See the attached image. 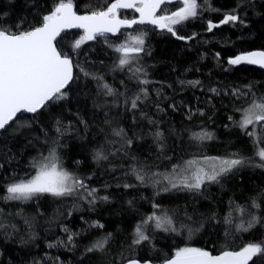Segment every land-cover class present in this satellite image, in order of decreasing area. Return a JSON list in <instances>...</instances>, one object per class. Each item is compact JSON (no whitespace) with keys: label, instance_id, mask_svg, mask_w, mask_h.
<instances>
[{"label":"trees","instance_id":"obj_1","mask_svg":"<svg viewBox=\"0 0 264 264\" xmlns=\"http://www.w3.org/2000/svg\"><path fill=\"white\" fill-rule=\"evenodd\" d=\"M111 1L74 0V3L78 12L86 13L106 8ZM200 2L204 5L201 15L177 29L182 36L195 34L194 39L178 40L151 25H135L128 31L131 35L141 31L146 33L145 52L139 57V65L151 81L148 85H139L135 79H129L131 74L126 71L113 70L119 54L109 45L124 42L126 31L116 36L108 35V43L103 39L89 41L78 53L73 52L71 44L82 34L81 31L72 30L62 34L59 46L73 58L74 64L78 63L87 71L102 76L104 83L125 95L118 98L119 106L113 105V97L97 96L96 80L85 77L79 67L74 68L77 79L68 89L67 100L50 105L35 117L24 114L26 120L33 121L32 128L25 129L23 134L8 141L11 149L8 155L14 158L7 160L0 156V164L4 165L0 169V185L13 178H27L29 174H34L29 161L41 153L46 155L53 146L55 122L59 118L66 127H70V134L60 139V144L65 147L58 148L64 166L81 177H91L87 180L88 185L98 188L99 196L107 195L110 199L107 202L97 200L93 206L73 197L58 200L44 196L27 204L0 200V209L4 211L0 221L15 224L21 230L13 234L9 227V235H4V230L0 229V264H54L56 257L63 264H115L121 251L130 258L162 262L176 248L186 244L219 254L225 246L238 250L245 243L264 238V226L261 225L250 232H235L232 229V235L226 237L225 230L229 226L223 222L229 212L239 222L241 217L233 211L237 205L257 211L251 209L250 205L252 198L264 192V169L241 167L222 177L219 184L208 185L202 194L170 191L156 195L157 189L151 185L130 189L122 186L124 183H138L132 176L125 177L124 173L132 161L122 153L110 156L108 161L99 164L93 160V150L99 146L104 145L106 151L121 146L118 137L109 135L110 126L105 124V120L111 122V127L123 128L129 138H134L128 153L140 162H146L153 171L166 172L174 164L205 155L238 153L245 158L257 159L254 157L253 139L234 122L241 119V112L236 109L247 107L253 93L257 98L264 96V70L247 64L231 66L227 61L240 53L264 50V0ZM52 3L53 0H0V25L15 28L17 23L23 22L25 28L35 26ZM238 4L240 7H237ZM212 8L218 11L210 10ZM233 9L241 16L243 24L230 23L207 31L208 21L219 23L224 14ZM169 10H175V6L170 5ZM120 14L123 18L136 15L133 10L120 11ZM181 81L185 83L181 84ZM188 81L200 83L192 86ZM247 85L253 86L250 92L245 87ZM140 87L148 89V98L142 103L138 102V109L131 110L123 100L138 92ZM212 88L217 89L219 95L211 92ZM233 89L248 92V96L237 99L232 95ZM105 100L107 105L104 104ZM97 103L101 106L97 107ZM200 111L203 115L199 114ZM189 115L192 116L191 120L188 119ZM229 117L233 119L229 120ZM81 120L86 122L87 127ZM201 128L214 133L215 138L203 144L190 141L191 133L199 132ZM157 130L164 133V154L171 159L165 158L154 142L153 133ZM249 130H252L251 126ZM256 130L260 131L259 125ZM106 138L118 142L108 145ZM113 167L115 171L111 170ZM3 195L4 189L0 186V196ZM129 200L133 202L131 206ZM154 202L170 214L175 213L178 221L184 219L185 212L195 221L203 219L204 228L190 239L186 233L175 235L155 231L151 243L146 242L129 254L127 248L133 229L154 210ZM21 208L24 215L35 217V224L30 230L21 217L8 215ZM37 210L41 214L38 215ZM213 214L215 219L209 221L208 217ZM258 214H264V203ZM54 216L55 221L50 223V218ZM243 218L247 219V216ZM93 222L103 224L104 228L90 227ZM65 226L73 233H80L74 237L76 246L48 247L49 243L54 244L57 240H67L68 233L62 231ZM29 232L35 234V239L27 244L21 243V236L27 240ZM107 233H112V238L106 253L85 252L87 246Z\"/></svg>","mask_w":264,"mask_h":264},{"label":"snow or ice","instance_id":"obj_2","mask_svg":"<svg viewBox=\"0 0 264 264\" xmlns=\"http://www.w3.org/2000/svg\"><path fill=\"white\" fill-rule=\"evenodd\" d=\"M170 5H174L175 10H169ZM237 7L240 5L238 4ZM122 9H131L139 16L133 19L121 18L120 10ZM203 10L204 5L200 0H112L106 8L79 14L74 0H53L51 8L39 17L35 26L25 28L23 22L17 23L15 28L0 25V156L6 157L7 160L13 159V156L8 155L11 152L8 141L23 134L25 129L32 128L33 121L26 120L24 114H33L35 117L50 105L68 99V89L77 79L74 75V68L79 67L85 77L96 80L97 96L113 97V105L119 106L118 98L125 95L104 83L102 76L87 71L78 63L74 64L73 58L63 52L59 46L63 33L71 29L81 30L82 34L71 44L75 53H78V50L89 41L103 39L105 43H108V34H120L121 29L132 28L133 25H152L162 32L170 33L178 40L187 41L194 39L195 34L187 37L179 35L178 26L198 18ZM210 10L218 11L214 8ZM230 23H244L241 16L236 13V9L225 13L219 23L208 21L207 31L211 32L221 25ZM145 36L146 33L141 31L137 35L129 34L120 44L109 45L119 54L118 62L113 70L130 73L129 79H135L139 85L151 83L146 78V71L139 65V57L141 53L145 52ZM227 63L231 66L255 65L264 69V50L237 54L229 58ZM121 83L124 82L121 81ZM180 83L185 82L181 81ZM187 83L196 86L200 82L188 81ZM245 87L250 92L253 86ZM210 91L219 95L215 88ZM232 95L239 99L242 96H248V92L233 89ZM252 95L253 98L247 107L236 109L241 112V119L234 123L245 135L253 139L254 157L257 159L245 158L238 153L226 156L205 155L174 164L166 172L153 171L146 162H140L137 157L128 153V149L134 143V138H129L123 128L111 127V122L105 120V124L110 126L109 135L118 137L121 146L113 151H106L105 146L101 145L93 150V160L99 164L102 161H108L110 156L115 157L117 153H122L132 161L124 173L125 177L132 176L138 182L137 184L124 183L122 186L125 189H130L151 185L157 189L156 195L170 191L202 194L208 185L219 184L222 177L228 176L241 167L252 166L264 169V96L257 98L255 93ZM147 98L148 89L140 87L134 95L125 97L123 103L126 106L130 105L131 110H135L139 108L138 102L142 103ZM107 103L105 100L104 104L107 105ZM96 106L100 107L101 105L97 103ZM172 107L175 108L174 105ZM199 114L203 115V112L200 111ZM191 118L192 116L189 115L188 119L191 120ZM232 119L229 117V120ZM80 122L87 127L86 122L83 120ZM257 125L260 127L259 132L256 130ZM250 126L252 130H249ZM55 132L56 138L52 141L53 146L48 149L47 154L41 153L29 161V166L34 174H29L27 178H13L0 185L4 189V195L0 196V200L6 203L27 204L44 196L58 200L73 197L86 201L90 206L95 205L97 200L109 201V196H99V189L88 185L87 180H90L91 177H81L64 166L63 159L58 154V148L65 147L60 144V139L64 135L70 134V127H66L63 121L57 118ZM153 137L157 148L164 154L166 147L164 133L157 130L153 133ZM214 138V133L204 128H201L199 132H192L189 137L190 141L197 144H203ZM117 142L106 138L108 145ZM164 155L165 158L171 159L166 154ZM76 163L79 164L80 161H76ZM3 167L4 165L0 164V169ZM111 170L115 171L116 169L113 167ZM161 185L162 187H158ZM132 203L131 200L128 201L130 206ZM262 203H264V192L251 200V209L257 211H249L244 206H234L233 211L237 212L241 218L239 222H236L232 212H229L223 221L229 226L225 230V236H231L232 229L235 232H250L257 225L264 226V214H258ZM152 206L154 210L142 218L133 229L132 239L127 248L129 254L146 242L151 243L152 233L155 231L175 235L186 233L187 238L190 239L204 228L205 221L203 219L195 221L185 212L184 219L178 221L175 213L170 214L169 211L161 209L158 203L154 202ZM37 214H41L39 210H37ZM3 215V209H0V216ZM8 215L21 217L29 230L35 224V217L24 215L22 208L18 209L16 213ZM245 216L247 219L243 218ZM55 218V216L50 218L49 222H54ZM214 219V214L208 217L209 221ZM9 227L13 234L21 231L15 224H5L0 221V229L4 230V235H9L7 231ZM90 227L102 229L104 225L93 222ZM62 231L68 233L67 240H57L54 244L49 243L48 247L68 248L71 246L74 248L76 246L74 237L79 236L80 233H73L66 226L62 227ZM111 238L112 233L105 234L87 246L85 252L106 253ZM34 239L35 234L29 232L27 240L21 236V243L27 244ZM54 264H63V262L59 260V257H56ZM115 264H152V261L130 258V255L121 251L115 259ZM161 264H264V238L245 243L238 250L225 246L219 254L215 255L206 248L186 244L176 248L170 257L162 260Z\"/></svg>","mask_w":264,"mask_h":264},{"label":"water","instance_id":"obj_3","mask_svg":"<svg viewBox=\"0 0 264 264\" xmlns=\"http://www.w3.org/2000/svg\"><path fill=\"white\" fill-rule=\"evenodd\" d=\"M112 2V1H111ZM110 2V3H111ZM109 3V4H110ZM122 10H125V11H127V10H131V9H122ZM79 14H85V13H81V12H78ZM138 16H139V14L138 13H136V16L135 17H133V18H138ZM122 18V17H121ZM133 18H128V19H133ZM145 25H147V24H145ZM135 25H133V27H134ZM152 26V25H151ZM132 27V28H133ZM132 28H126V29H121V31H128V30H131ZM72 30H79V29H71V30H69V31H72ZM68 31V32H69ZM81 31V30H80ZM109 36H116V35H112V34H108ZM118 35V34H117ZM253 66H255V65H253ZM255 67H257V68H259V69H261L260 67H258V66H255ZM262 70H264V69H262ZM215 255V254H214ZM152 264H161V262H152Z\"/></svg>","mask_w":264,"mask_h":264},{"label":"rangeland","instance_id":"obj_4","mask_svg":"<svg viewBox=\"0 0 264 264\" xmlns=\"http://www.w3.org/2000/svg\"><path fill=\"white\" fill-rule=\"evenodd\" d=\"M129 35V32H126V37Z\"/></svg>","mask_w":264,"mask_h":264},{"label":"flooded vegetation","instance_id":"obj_5","mask_svg":"<svg viewBox=\"0 0 264 264\" xmlns=\"http://www.w3.org/2000/svg\"><path fill=\"white\" fill-rule=\"evenodd\" d=\"M136 16V15H135Z\"/></svg>","mask_w":264,"mask_h":264}]
</instances>
